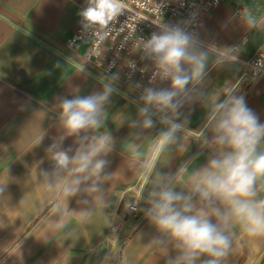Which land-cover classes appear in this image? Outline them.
<instances>
[{
	"label": "crops",
	"instance_id": "1",
	"mask_svg": "<svg viewBox=\"0 0 264 264\" xmlns=\"http://www.w3.org/2000/svg\"><path fill=\"white\" fill-rule=\"evenodd\" d=\"M83 6L84 0H0V183H6L0 196V264H166L168 256L176 255L171 248L164 254L148 246L158 233L144 216L147 205L134 199L143 178L127 166L128 143L140 131L130 122L138 119L143 105L141 95L121 81L115 82L117 91L106 105L102 126L88 133L107 132L113 141L105 169L112 179L101 185L104 206L85 193L66 201L48 190L41 176L42 171H53L46 149L63 134L60 100L98 92L101 79L108 77L88 62V42L74 50L67 46ZM246 10L253 13V24L246 19ZM261 22L264 0H224L205 18L197 36L204 47L239 49L230 64L209 63L199 91L209 101L217 94L223 99L225 90L241 95L264 123V77L255 82L245 79L242 63L255 57L264 44ZM142 64L148 66V61ZM148 87L166 88L169 82ZM180 111L181 119L188 120V131L158 164V171L171 174L177 191L185 180L181 166L186 161L201 166L211 155L197 139L206 126L204 104L194 100ZM155 119V127L144 130L136 141L141 152L163 127ZM207 136L210 139L211 133ZM75 139L66 138L62 147L75 149ZM131 204L137 205L136 212L130 211ZM58 206L73 215L62 232H48ZM83 210L89 215L75 217ZM112 226L118 229L112 231ZM234 248L228 264H264V238L253 240L237 232Z\"/></svg>",
	"mask_w": 264,
	"mask_h": 264
},
{
	"label": "clouds",
	"instance_id": "2",
	"mask_svg": "<svg viewBox=\"0 0 264 264\" xmlns=\"http://www.w3.org/2000/svg\"><path fill=\"white\" fill-rule=\"evenodd\" d=\"M126 10L124 0H86V7L78 15L85 30H93L104 39L109 25ZM246 19L253 24L249 10ZM158 27L159 31L142 40L139 48L152 61V81H167L169 87L144 88L138 119L130 122V127L140 131L128 143L127 166L143 178L134 199L147 205L144 216L158 233L148 246L164 254L169 248L176 253L168 256L166 264H228L237 232L253 240L264 238V123L241 95L225 90L223 99L217 94L209 101L199 91L209 63L222 67L236 61L238 48L204 47L195 33L181 25L158 22ZM117 79L118 74L102 78L100 91L60 100L63 134L54 137L46 149L53 171H42L41 176L47 189L58 192L66 201L85 193L104 206L101 185L112 179L105 169L113 141L107 132L88 133L102 126L106 105L117 91ZM194 100L207 109L206 126L197 139L211 155L201 166L193 167L188 161L181 166L179 173L185 180L177 191L171 174L158 171V164L161 156L178 143L180 134L188 131V120L181 119L180 109ZM155 118L163 127L141 152L136 141L141 140L144 130L155 127ZM207 133H211L210 139ZM68 137L76 138L75 149L62 147ZM5 186L0 183V196ZM72 215L66 207L55 208L57 219L52 220L48 232H62ZM88 215L89 211L83 210L75 217Z\"/></svg>",
	"mask_w": 264,
	"mask_h": 264
},
{
	"label": "built area",
	"instance_id": "3",
	"mask_svg": "<svg viewBox=\"0 0 264 264\" xmlns=\"http://www.w3.org/2000/svg\"><path fill=\"white\" fill-rule=\"evenodd\" d=\"M223 1L124 0L127 10L109 25L110 30L104 39L98 38L93 30H85L80 19L78 29L67 42V46L74 50L80 43L88 42L86 58L97 71L108 77L118 74L116 81H121L142 95L144 88L167 81H152L153 64L144 57L142 49L139 48L140 42L150 38L153 32L159 31L158 22L181 25L187 31L198 35L205 18ZM145 60L148 61V66L142 64ZM242 63L247 70L243 76L245 79L255 82L264 77V44L255 57ZM129 209L136 212L138 207L131 204ZM117 229V226L111 227L112 231Z\"/></svg>",
	"mask_w": 264,
	"mask_h": 264
}]
</instances>
